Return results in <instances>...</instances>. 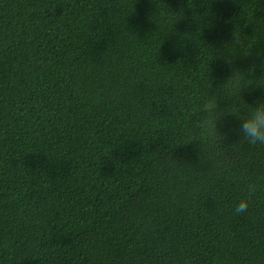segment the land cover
I'll use <instances>...</instances> for the list:
<instances>
[{"label": "trees", "instance_id": "trees-1", "mask_svg": "<svg viewBox=\"0 0 264 264\" xmlns=\"http://www.w3.org/2000/svg\"><path fill=\"white\" fill-rule=\"evenodd\" d=\"M251 66L264 0H0V264H264V146L229 114L264 80L225 85Z\"/></svg>", "mask_w": 264, "mask_h": 264}, {"label": "clouds", "instance_id": "clouds-1", "mask_svg": "<svg viewBox=\"0 0 264 264\" xmlns=\"http://www.w3.org/2000/svg\"><path fill=\"white\" fill-rule=\"evenodd\" d=\"M211 69L209 68V76L211 77ZM255 66H251L246 71L242 72L239 68L232 70L231 76L226 81L225 85L233 88L239 95L247 89L253 86L257 87V82L264 80V77L259 79L254 78ZM226 96L228 95L227 89H225ZM219 96L213 92L212 89L206 94L200 97V102L197 103L195 108L190 112L189 125L195 133L193 140L201 142L202 138L214 137L218 133L217 125L221 123V101L225 97ZM247 115L241 116L234 113L242 122L240 123L239 132L242 133V137L250 146L261 145L264 146V100L256 103L255 106L247 105L245 110ZM203 133V137H201ZM220 135V134H219ZM227 136V133L224 134ZM192 140V141H193ZM221 143V142H220ZM213 146L219 145L213 141ZM224 151L227 154V148L224 147ZM257 192V185L255 183H248L247 197L241 199L236 205L235 214L241 215L248 211L252 197Z\"/></svg>", "mask_w": 264, "mask_h": 264}]
</instances>
